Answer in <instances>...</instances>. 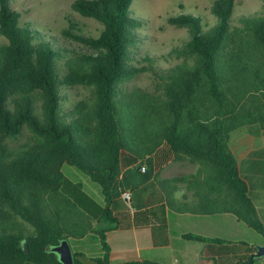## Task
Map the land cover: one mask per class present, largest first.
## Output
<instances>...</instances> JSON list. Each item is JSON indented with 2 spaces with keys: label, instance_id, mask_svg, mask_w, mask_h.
<instances>
[{
  "label": "trees",
  "instance_id": "1",
  "mask_svg": "<svg viewBox=\"0 0 264 264\" xmlns=\"http://www.w3.org/2000/svg\"><path fill=\"white\" fill-rule=\"evenodd\" d=\"M131 1H72L73 11L103 23L98 35L74 25L61 29L63 36L95 51L83 52L56 35L19 24L20 12L10 0H0V264H63L52 247L89 234L101 253L89 258L71 247L72 264H110L107 232L131 226L127 212L114 211L111 203L150 178L151 154L162 142L198 164L206 196L214 195L207 212L232 213L264 236L228 146L237 127L264 129V0L260 10L236 18L235 0H213L212 24L191 12L170 15L168 22L187 26L189 37L170 49L172 66L153 69L160 78L156 94L120 88L152 67L156 57L140 56L143 66L131 62L135 56L129 49L141 39L135 28L142 23L130 10ZM61 85H82L90 94L63 114ZM25 127L31 142L8 146L5 140ZM63 164L97 183L103 202L69 179ZM184 236L202 241L205 256L219 264L256 260L248 262L256 247L245 241L219 247L214 246L222 243L218 238ZM226 254L230 258L222 262Z\"/></svg>",
  "mask_w": 264,
  "mask_h": 264
},
{
  "label": "crops",
  "instance_id": "2",
  "mask_svg": "<svg viewBox=\"0 0 264 264\" xmlns=\"http://www.w3.org/2000/svg\"><path fill=\"white\" fill-rule=\"evenodd\" d=\"M228 146L240 176L247 184L248 195L264 224V129L257 124L242 125L229 133ZM152 175L138 188L128 190L131 199L115 198L114 211L127 212L130 227H117L107 232L110 264L151 260L160 264H203L205 244L187 239L194 233L218 238L223 247L229 242L245 241L263 244L264 236L229 212L209 213L214 195L206 196L198 176V164L188 157L177 156L165 142L151 154ZM195 175L187 181L173 182L181 176ZM223 192V190H221ZM202 198H201V196ZM222 262L230 255H221ZM252 264H264V256Z\"/></svg>",
  "mask_w": 264,
  "mask_h": 264
},
{
  "label": "rangeland",
  "instance_id": "3",
  "mask_svg": "<svg viewBox=\"0 0 264 264\" xmlns=\"http://www.w3.org/2000/svg\"><path fill=\"white\" fill-rule=\"evenodd\" d=\"M73 0H10V6L20 12L19 24L31 25L48 34L56 35L60 42L83 52H95L71 38L61 34L62 28L70 25L76 30L88 35H98L103 28V23L95 18L80 15L71 9ZM213 0H132L130 10L142 18L141 25L135 28L140 32L141 39L130 47V52L135 58L131 62L137 66L146 64V54L155 55L152 67L138 72L132 78L125 80L120 88L140 87L149 93H158L160 78L153 71L156 66L169 67L175 63V57L169 54L172 47L182 45L189 37L187 26H178L168 22L170 15L181 12L200 14L205 22L212 24L216 17L211 11ZM262 0H235L232 17L236 18L243 13L260 10ZM3 40V37H0ZM164 56V57H163ZM62 113L69 112L80 99L89 96L90 91L82 85H61ZM8 146H18L31 142V132L25 127L22 132L13 139H6ZM62 171L73 180L80 181L83 189L98 202H103L100 188L97 183L91 181L85 174L75 167L63 164ZM73 250H82L90 258L101 253L100 244L94 235H86L82 239H71Z\"/></svg>",
  "mask_w": 264,
  "mask_h": 264
},
{
  "label": "water",
  "instance_id": "4",
  "mask_svg": "<svg viewBox=\"0 0 264 264\" xmlns=\"http://www.w3.org/2000/svg\"><path fill=\"white\" fill-rule=\"evenodd\" d=\"M23 246H24V250L27 251L26 243H24ZM255 247H256V251L250 255L248 262H251L253 259H259L264 256V243L256 244ZM52 250L57 252L59 259L63 264L73 263L72 248L67 239L61 240L58 245L52 247ZM203 264H214V262L213 259H209Z\"/></svg>",
  "mask_w": 264,
  "mask_h": 264
},
{
  "label": "built area",
  "instance_id": "5",
  "mask_svg": "<svg viewBox=\"0 0 264 264\" xmlns=\"http://www.w3.org/2000/svg\"><path fill=\"white\" fill-rule=\"evenodd\" d=\"M141 170L144 171V170H145V166H142V167H141ZM122 197L124 198V200H125L126 202H129L130 199H131V194H130L129 191H125V192L122 193Z\"/></svg>",
  "mask_w": 264,
  "mask_h": 264
}]
</instances>
